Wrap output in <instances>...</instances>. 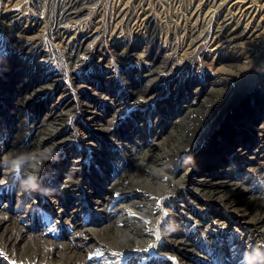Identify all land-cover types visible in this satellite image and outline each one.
<instances>
[{
  "label": "bare ground",
  "instance_id": "bare-ground-1",
  "mask_svg": "<svg viewBox=\"0 0 264 264\" xmlns=\"http://www.w3.org/2000/svg\"><path fill=\"white\" fill-rule=\"evenodd\" d=\"M263 73L264 0H0V264H241Z\"/></svg>",
  "mask_w": 264,
  "mask_h": 264
},
{
  "label": "clouds",
  "instance_id": "clouds-1",
  "mask_svg": "<svg viewBox=\"0 0 264 264\" xmlns=\"http://www.w3.org/2000/svg\"><path fill=\"white\" fill-rule=\"evenodd\" d=\"M35 156L30 153H21L12 159L10 167L15 171L22 166H30ZM38 171V169H37ZM20 185L24 190H31L37 187V175L36 172L28 174L26 177L20 180ZM241 264H264V244H257L251 246L246 250L241 257Z\"/></svg>",
  "mask_w": 264,
  "mask_h": 264
},
{
  "label": "rangeland",
  "instance_id": "rangeland-1",
  "mask_svg": "<svg viewBox=\"0 0 264 264\" xmlns=\"http://www.w3.org/2000/svg\"><path fill=\"white\" fill-rule=\"evenodd\" d=\"M112 64L114 63V59H111ZM115 64V63H114ZM264 74V73H263ZM78 149H81L80 146L77 147ZM84 163H88V159H85ZM5 192L7 191H12L11 189H8L7 187H5L4 189ZM3 194V187L0 188V195ZM31 213L33 214L32 216H34V218L38 221V223L44 227H48V229H50L49 231L55 230L57 233H62V230H64L66 233H71L72 232V228L69 227L66 224H62V222L58 223L57 228L51 229V223L53 220L52 214L50 211H48V209H46L45 207H42L41 204L37 205L33 208V210L31 211ZM44 223V224H43ZM53 232V231H52ZM94 250H97V245H95L93 247ZM152 257L154 259H158L159 255H157L156 253L152 254ZM128 257H124V259H119L116 262H114L115 264H129L128 262ZM147 261V260H146ZM146 261H141L139 260V258H136V261L134 260V262H132V264H147ZM172 262V260H170ZM173 263V262H172Z\"/></svg>",
  "mask_w": 264,
  "mask_h": 264
}]
</instances>
